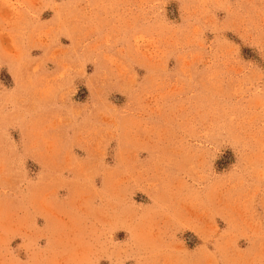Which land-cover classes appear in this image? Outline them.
Returning a JSON list of instances; mask_svg holds the SVG:
<instances>
[{
	"label": "rangeland",
	"instance_id": "obj_1",
	"mask_svg": "<svg viewBox=\"0 0 264 264\" xmlns=\"http://www.w3.org/2000/svg\"><path fill=\"white\" fill-rule=\"evenodd\" d=\"M0 264H264V0H0Z\"/></svg>",
	"mask_w": 264,
	"mask_h": 264
}]
</instances>
